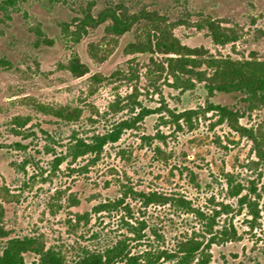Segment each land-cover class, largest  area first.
<instances>
[{
    "label": "rangeland",
    "instance_id": "1",
    "mask_svg": "<svg viewBox=\"0 0 264 264\" xmlns=\"http://www.w3.org/2000/svg\"><path fill=\"white\" fill-rule=\"evenodd\" d=\"M107 6L179 22L172 27L179 42L213 57L264 61V0H0V209L7 239L31 238L66 264L122 241L129 256L146 251L155 264H167L155 257L200 228L175 207L143 208L134 197L156 192L183 197L207 213L229 205V214L215 219L214 231L225 234L210 246L209 264H264V162H256L247 138L203 112L207 103L227 106L238 112L240 126L255 131L264 124V109L250 111L238 93L208 97L196 81L180 88L158 66L162 56L123 52L133 32L113 37L102 25L78 43L69 40L82 10L90 7L95 15ZM206 20L234 41L214 44ZM73 54L88 68L82 77L66 69ZM62 107L80 110L79 118L63 121L42 112ZM189 110L197 116L173 122L171 113ZM122 122L130 128L106 144L95 163L88 155L71 159L76 140L88 142ZM226 175L242 187L248 204L240 207L238 197L228 196ZM117 199L123 202L116 209L95 212ZM140 221L146 228L135 241L126 223L137 228ZM23 257L37 263L33 254Z\"/></svg>",
    "mask_w": 264,
    "mask_h": 264
},
{
    "label": "trees",
    "instance_id": "2",
    "mask_svg": "<svg viewBox=\"0 0 264 264\" xmlns=\"http://www.w3.org/2000/svg\"><path fill=\"white\" fill-rule=\"evenodd\" d=\"M10 1V0H9ZM181 23H169L168 20L153 11L140 10L129 13L123 7L107 6L92 14L90 7L81 11V16L72 21L74 27L68 32V38L72 43H78L82 36L87 35L89 30L104 26L106 35L120 37L126 33L133 32L132 42L127 43L123 52L126 55L147 54L150 56H162L164 62L158 64L165 69L174 82L184 90L191 89L196 81L203 85V89L208 97L215 93H238L243 95V101L247 103L251 111L256 108L264 109V61L255 58L247 60H234L228 57H213L208 54L203 47L190 48L183 45L173 35L172 27ZM204 26L208 34L216 45H224L234 41V36L227 33L213 20L204 21ZM202 29L201 25H197ZM152 58V57H151ZM152 60V59H151ZM155 64V62H153ZM67 71L74 77H82L88 73L87 66L82 63L76 54H73L67 65ZM185 76L186 79L181 77ZM45 114L53 116L63 121H76L80 116V110L66 107L58 109L45 108ZM203 112L216 114L219 122H225L230 130L240 137L247 138L252 143V151L257 159L256 162H264V124L258 129H246L238 124L239 114L237 111L229 109L227 106L207 103ZM196 110L184 111L182 113H171L173 122L178 124L182 118L188 119L192 115L197 116ZM130 124L122 122L116 129L103 135H95L88 142L76 140L70 149L69 156L72 160L79 157L90 156V162L95 163L103 147L109 143H115L119 139V134L123 129L130 128ZM226 185L231 190L228 194L231 198H237L240 207L248 204L247 196L242 195V187L232 184V176L226 175ZM143 208L153 206H172L186 214H189L199 223L200 229L188 231L181 239L176 240L171 249L160 252L155 260H164L167 264H209L211 245L218 240H223L221 229L219 233L214 231L215 219L221 214H229L230 208L227 204H220L219 209H211L209 213L195 208L190 201L183 197H170L161 193H134ZM123 202L117 199L111 204H99L95 207V212L109 211L116 209ZM128 213L129 210L124 208ZM250 212V213H249ZM252 215L251 209L248 211ZM131 239L139 240L145 230V223L138 222V227L126 223ZM231 237L235 234L232 227ZM201 232V233H200ZM205 236H208L205 239ZM230 237V238H231ZM0 238L5 239L4 245L0 249V264H26L25 254H33L37 257V263L32 264H66L60 253L51 249H45L31 238H8L2 225V211L0 209ZM126 245L122 241H116L114 245L100 251H86L78 256L72 264H116L125 262L127 264H155L151 261L149 253L140 251L136 257L129 256L126 252Z\"/></svg>",
    "mask_w": 264,
    "mask_h": 264
}]
</instances>
